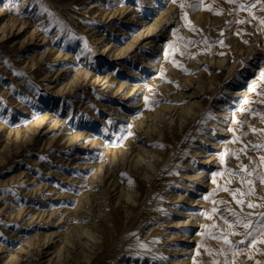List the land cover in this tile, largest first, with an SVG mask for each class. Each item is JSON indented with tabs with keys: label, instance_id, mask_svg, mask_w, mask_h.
I'll list each match as a JSON object with an SVG mask.
<instances>
[{
	"label": "rangeland",
	"instance_id": "obj_1",
	"mask_svg": "<svg viewBox=\"0 0 264 264\" xmlns=\"http://www.w3.org/2000/svg\"><path fill=\"white\" fill-rule=\"evenodd\" d=\"M262 9L0 0V264H264Z\"/></svg>",
	"mask_w": 264,
	"mask_h": 264
},
{
	"label": "snow or ice",
	"instance_id": "obj_2",
	"mask_svg": "<svg viewBox=\"0 0 264 264\" xmlns=\"http://www.w3.org/2000/svg\"><path fill=\"white\" fill-rule=\"evenodd\" d=\"M172 2L173 3H176V0H172ZM228 2L229 3H233V2H235V0H228ZM256 3L257 4L262 3V0H256ZM179 6H180L181 9H183L185 7V4L183 2H181ZM252 7H255V4H253ZM262 10H264V9H262ZM239 23H244V21H239ZM261 23L264 24V20H261ZM260 76H261L262 79H264V71H262L260 73ZM253 131H255V130H253ZM253 147L254 148H259L261 146L260 145H254ZM41 159H43V157H41ZM259 159H260L261 163H264V156H261ZM241 171H245V169H244L243 166H241ZM253 171H255V170L253 169L252 171H248L247 174L249 176H251L253 174ZM257 179L260 181L261 184H264V176H258ZM128 182H129V184L132 183L131 180H129ZM243 182L244 181H242V183ZM248 183L251 184L252 182L251 181H248ZM225 190H227V189H225ZM252 194H253V189L249 188L248 192L247 193H244L242 195H249L250 196ZM221 203H224V202L221 201ZM236 203L238 205H243L244 204V201L242 199H237L236 200ZM247 207L250 208V209H254V208L257 207V205L252 204V203L249 202L247 204ZM260 207H264V205H260ZM213 211H215V209H213ZM233 215L235 216L236 214L233 213ZM249 215H251V213H249ZM260 216H261V221L264 222V213H261ZM226 223H227V221H226ZM235 224L236 225H239V226H242L243 228H245L246 230H248L250 228L251 222L250 221L249 222H244L241 219L237 218L236 221H235ZM232 226L233 225H231V224L229 225V227H232ZM260 234L261 235H264V233H260ZM229 235L236 236V235H241V234L240 233H236V232H231V233H229ZM243 235L245 236V239H247L248 237H252V240L249 241V245H251V243H254L255 242V237H253L252 231H250V230L249 231H246L245 233H243ZM217 239H222L223 242H224V244L228 245L230 249H234L235 248V245L234 244H231V242L228 240L227 235H224L222 233L221 236L218 237ZM245 239L240 240L239 243L240 244H244L245 243ZM262 242H264V241H262ZM221 254H223V252H221ZM213 264H218V262L214 261Z\"/></svg>",
	"mask_w": 264,
	"mask_h": 264
},
{
	"label": "bare ground",
	"instance_id": "obj_3",
	"mask_svg": "<svg viewBox=\"0 0 264 264\" xmlns=\"http://www.w3.org/2000/svg\"><path fill=\"white\" fill-rule=\"evenodd\" d=\"M4 34H5V33H4ZM249 71H251V68H250V67H248V68H247V71H245V72L247 73V72H249ZM242 75H243V77H244L246 74H245L244 72H242V73H241V76H242ZM239 77H240V76H239ZM238 80H241V77L238 78ZM158 89H159V88H158ZM191 97H192V96H191ZM124 184H125V183H124ZM144 197H145V196H144ZM104 211H105V210H104ZM104 211H103V212H104ZM84 213H85V212H84ZM85 214H86V213H85ZM137 214H138V213H137ZM133 215H134V214H133ZM80 233H81V232H80ZM106 234H107V233H105V238H108ZM115 241H116V240H115ZM140 248H141V247H138L137 249H140ZM140 250H141V249H140ZM145 252H146V251H145ZM147 252H148V251H147ZM86 259H87V258H86Z\"/></svg>",
	"mask_w": 264,
	"mask_h": 264
}]
</instances>
